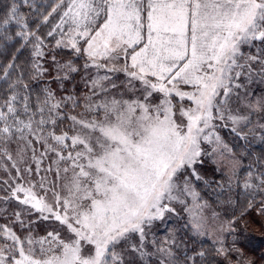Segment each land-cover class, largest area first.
<instances>
[{
	"label": "snow or ice",
	"instance_id": "snow-or-ice-1",
	"mask_svg": "<svg viewBox=\"0 0 264 264\" xmlns=\"http://www.w3.org/2000/svg\"><path fill=\"white\" fill-rule=\"evenodd\" d=\"M252 213L264 0H0V264H256Z\"/></svg>",
	"mask_w": 264,
	"mask_h": 264
},
{
	"label": "trees",
	"instance_id": "trees-1",
	"mask_svg": "<svg viewBox=\"0 0 264 264\" xmlns=\"http://www.w3.org/2000/svg\"><path fill=\"white\" fill-rule=\"evenodd\" d=\"M249 220L248 231L253 236V243L247 252L249 256L256 260V264H264L260 257L264 254V217H258L252 213Z\"/></svg>",
	"mask_w": 264,
	"mask_h": 264
}]
</instances>
